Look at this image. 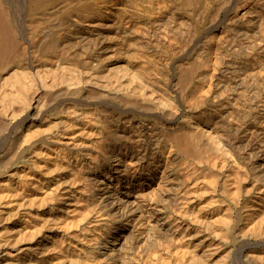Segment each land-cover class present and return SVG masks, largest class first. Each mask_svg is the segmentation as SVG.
<instances>
[{
  "label": "bare ground",
  "instance_id": "1",
  "mask_svg": "<svg viewBox=\"0 0 264 264\" xmlns=\"http://www.w3.org/2000/svg\"><path fill=\"white\" fill-rule=\"evenodd\" d=\"M243 95L264 117V0H0V164L32 150L19 177H0V206L32 188L66 192L75 213L99 208L107 219L87 247L109 264L129 262L128 237L108 243L119 215L191 251L184 219L203 212L188 205L200 177L220 160L244 176L243 149L257 148L264 186V129L257 138L238 118ZM173 178L185 188L165 210L144 204ZM255 257L264 264V246Z\"/></svg>",
  "mask_w": 264,
  "mask_h": 264
},
{
  "label": "rangeland",
  "instance_id": "2",
  "mask_svg": "<svg viewBox=\"0 0 264 264\" xmlns=\"http://www.w3.org/2000/svg\"><path fill=\"white\" fill-rule=\"evenodd\" d=\"M261 104L255 100L250 102L246 95L239 101L238 118L249 124L253 122L260 128L256 131L257 138L263 137L261 128L264 129V117L258 112ZM50 149L54 150V147ZM256 149H243L245 161L251 163L244 176L235 177L227 161L220 160L214 175L199 178L198 186L189 195L188 205L203 212L198 218L185 215L184 219L190 230L191 251H182L177 245L179 241H165L159 245V240L164 239L148 230L144 220L119 214L112 223L117 235L114 241L108 242L109 245L119 247L128 237L129 242L123 247L126 261H129L127 264H261V260L254 258L257 248L264 246V242L259 240L264 235V199H259L264 186L260 188L254 175L253 156ZM13 151L17 155L24 151L25 154L13 160L4 157V163L0 164V177L6 180L14 173L15 177L20 176L32 153L27 144L16 146ZM231 156L237 159L235 153L232 152ZM57 182L60 191H63L64 185H69L63 179ZM182 182L179 178L171 179L165 186L168 188L167 197L159 199L157 195L148 194L144 204L148 206L154 201L157 208L165 210V206L173 201L172 196L176 197L184 191L185 186L180 185ZM70 200L66 192L64 196L51 194L37 198L32 188L26 191L16 189L12 200L0 206L3 209H0V264H109L107 255L100 250H96L98 254L95 255L90 251L91 247H87L93 223L103 225L106 215L99 208L75 213ZM131 234L134 236L130 237ZM29 254L34 255V260L24 261L22 257ZM250 254L251 259L247 258Z\"/></svg>",
  "mask_w": 264,
  "mask_h": 264
}]
</instances>
